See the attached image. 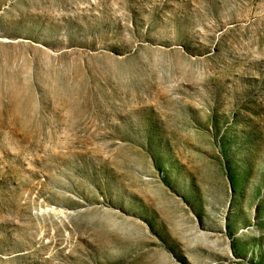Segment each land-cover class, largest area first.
Returning <instances> with one entry per match:
<instances>
[{
	"label": "rangeland",
	"instance_id": "374dc122",
	"mask_svg": "<svg viewBox=\"0 0 264 264\" xmlns=\"http://www.w3.org/2000/svg\"><path fill=\"white\" fill-rule=\"evenodd\" d=\"M0 264H264V0H0Z\"/></svg>",
	"mask_w": 264,
	"mask_h": 264
}]
</instances>
